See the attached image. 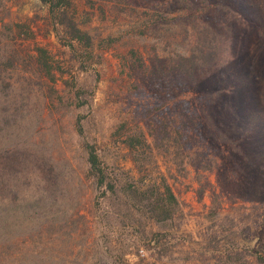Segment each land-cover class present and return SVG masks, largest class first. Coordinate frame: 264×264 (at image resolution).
<instances>
[{
	"label": "rangeland",
	"instance_id": "1",
	"mask_svg": "<svg viewBox=\"0 0 264 264\" xmlns=\"http://www.w3.org/2000/svg\"><path fill=\"white\" fill-rule=\"evenodd\" d=\"M73 3L91 61L59 43L42 0H0V264H264V0ZM205 27L229 40L230 61L179 73L175 56ZM137 123L156 160L147 172L121 139ZM85 142L116 181L102 204ZM163 180L178 210L155 222L123 189Z\"/></svg>",
	"mask_w": 264,
	"mask_h": 264
},
{
	"label": "trees",
	"instance_id": "2",
	"mask_svg": "<svg viewBox=\"0 0 264 264\" xmlns=\"http://www.w3.org/2000/svg\"><path fill=\"white\" fill-rule=\"evenodd\" d=\"M46 4L50 23L59 43L70 53L77 52L85 61H91L94 56V42L92 37L83 30L77 23L74 13L75 6L73 0H42ZM20 26H18L19 28ZM196 48L188 55H176L173 60L174 69L179 73L190 77H195L197 73L203 70L215 69L227 64L230 59V42L225 36L216 35L207 27L201 29L196 34ZM109 43H113V39H108ZM36 65L48 77H53V66L51 64L48 51L41 47L35 50ZM76 81V80H75ZM70 88H77L76 83L71 84ZM81 89H77L76 97L80 96ZM220 95V91H217ZM79 107V105H78ZM78 133L82 134L81 124L78 121ZM124 130V126L120 129ZM166 130V129H165ZM122 133V143L131 155L132 162L136 169L147 172L149 168L155 165V156L153 149L148 142L145 131L139 127L138 123L130 126ZM156 134H158L156 132ZM153 139L158 135L150 133ZM161 137V138H160ZM172 138V133L165 131L164 136H159L158 141L162 143L167 139L168 143ZM224 138V137H223ZM226 139V138H224ZM165 145L168 153L173 151L172 159L179 169H184V159L182 147L177 145ZM83 149L86 153V180L92 182L100 193L101 204L109 197H118L116 181L111 178L108 166L102 159L99 149L95 144L83 143ZM131 194L133 200L145 212L149 218L155 222H167L173 219L178 210V200L170 186L163 180L158 186L152 185L146 188L134 187L128 184L123 189ZM203 195V194H202ZM155 236H159L155 234Z\"/></svg>",
	"mask_w": 264,
	"mask_h": 264
}]
</instances>
